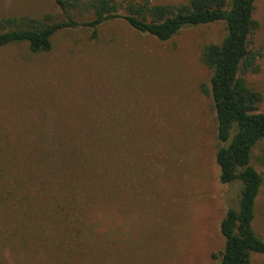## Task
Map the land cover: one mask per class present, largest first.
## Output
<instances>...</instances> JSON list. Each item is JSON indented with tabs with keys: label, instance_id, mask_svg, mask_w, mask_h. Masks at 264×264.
<instances>
[{
	"label": "rangeland",
	"instance_id": "obj_1",
	"mask_svg": "<svg viewBox=\"0 0 264 264\" xmlns=\"http://www.w3.org/2000/svg\"><path fill=\"white\" fill-rule=\"evenodd\" d=\"M57 10L53 0H0V17ZM255 17L260 71L245 77L264 94V0ZM91 32L62 30L49 52L0 47V151L16 155L0 177V264H220V222L242 184L219 179L201 52L226 24L185 27L167 41L119 19ZM73 134L103 136L82 176L41 175L24 158ZM252 163L264 173V142ZM254 225L264 235V188Z\"/></svg>",
	"mask_w": 264,
	"mask_h": 264
},
{
	"label": "trees",
	"instance_id": "obj_2",
	"mask_svg": "<svg viewBox=\"0 0 264 264\" xmlns=\"http://www.w3.org/2000/svg\"><path fill=\"white\" fill-rule=\"evenodd\" d=\"M53 1L58 10L43 16L0 17V47L25 42L32 53L49 52L58 32L83 26L96 38L100 26L115 19L160 41L171 39L185 27L226 24L222 41L207 43L201 52L203 64L211 71L209 84H203V91L211 96L217 118L219 179L223 184L236 181L242 184L238 206L229 207L220 222L224 247L219 256L220 264H252L254 253L264 254V235L254 225L264 173L252 163L255 148L264 142V111L260 110L264 94L245 77L260 71V54L251 47L252 36L260 27L255 17L257 0ZM102 141L100 134L58 135L53 141L55 146L29 151L24 158L36 162L37 168L43 170L41 175L71 181L75 175H84L81 172L84 164L92 162ZM15 157L8 151H0V177L9 167L15 168Z\"/></svg>",
	"mask_w": 264,
	"mask_h": 264
}]
</instances>
